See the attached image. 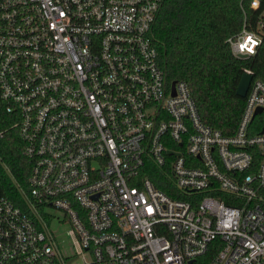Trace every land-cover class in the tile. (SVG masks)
I'll use <instances>...</instances> for the list:
<instances>
[{
  "label": "built area",
  "instance_id": "built-area-1",
  "mask_svg": "<svg viewBox=\"0 0 264 264\" xmlns=\"http://www.w3.org/2000/svg\"><path fill=\"white\" fill-rule=\"evenodd\" d=\"M163 2L0 0V105L29 165L28 212L0 197V264H264V83L243 72L232 134L204 124L160 67ZM238 7L241 58L264 0Z\"/></svg>",
  "mask_w": 264,
  "mask_h": 264
},
{
  "label": "trees",
  "instance_id": "trees-1",
  "mask_svg": "<svg viewBox=\"0 0 264 264\" xmlns=\"http://www.w3.org/2000/svg\"><path fill=\"white\" fill-rule=\"evenodd\" d=\"M240 20L238 0H164L151 29L166 81L186 82L201 121L223 135L233 133L241 113L244 98L235 89L243 72L264 83V36L253 55L241 58L225 42ZM14 122L0 105V197L28 212L29 165Z\"/></svg>",
  "mask_w": 264,
  "mask_h": 264
},
{
  "label": "rangeland",
  "instance_id": "rangeland-1",
  "mask_svg": "<svg viewBox=\"0 0 264 264\" xmlns=\"http://www.w3.org/2000/svg\"><path fill=\"white\" fill-rule=\"evenodd\" d=\"M49 213L54 216L51 221V230L53 231L55 237L58 240H66L64 236V231L66 229V225L63 223H59L58 221L61 219V212L55 209H48Z\"/></svg>",
  "mask_w": 264,
  "mask_h": 264
},
{
  "label": "water",
  "instance_id": "water-1",
  "mask_svg": "<svg viewBox=\"0 0 264 264\" xmlns=\"http://www.w3.org/2000/svg\"><path fill=\"white\" fill-rule=\"evenodd\" d=\"M250 79H251V76L247 73H243L240 76L239 81H238L237 86H236V89H235V94L237 96L244 97ZM173 84H174V82H171V88H172ZM257 111H259V110L257 109Z\"/></svg>",
  "mask_w": 264,
  "mask_h": 264
}]
</instances>
